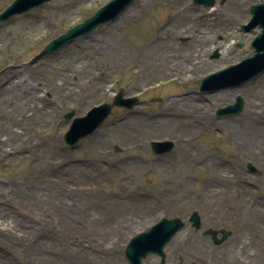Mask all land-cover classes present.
<instances>
[{"label": "rangeland", "instance_id": "rangeland-1", "mask_svg": "<svg viewBox=\"0 0 264 264\" xmlns=\"http://www.w3.org/2000/svg\"><path fill=\"white\" fill-rule=\"evenodd\" d=\"M11 1L0 0V12ZM109 1L49 0L0 22V70L20 65L0 74V131L17 121L19 133L0 144L7 150L0 151V264H129V239L163 216L186 221L165 246L166 264H257L254 235L264 228V185L256 188L246 164L264 162V124L245 122L264 117V71L219 95L201 93L198 85L251 56L260 30L208 21L193 0H133L115 20L23 65ZM156 38L157 46L140 56L148 63L160 56L158 68L116 64L118 43L138 52ZM214 48L221 54L211 58ZM120 88L140 102L113 108L93 133L67 144L70 121L63 114L85 115L111 102ZM238 95L240 113L216 115ZM30 136L41 142L22 157L20 145ZM152 140L173 141V149L158 155ZM55 147L66 179H53L46 166ZM33 154L42 156L35 172ZM192 211L200 215L199 230L187 221ZM230 226L236 246L202 234ZM147 263L159 264V257L149 254Z\"/></svg>", "mask_w": 264, "mask_h": 264}, {"label": "water", "instance_id": "water-1", "mask_svg": "<svg viewBox=\"0 0 264 264\" xmlns=\"http://www.w3.org/2000/svg\"><path fill=\"white\" fill-rule=\"evenodd\" d=\"M47 1L49 0H13L0 12V22L6 21L15 14L24 13L32 8L41 6ZM132 1L133 0L109 1L107 4L98 8L92 15L74 24L64 33L49 41L39 53L28 62L23 63V65H31L39 59L55 53L78 37L88 35L99 26L115 20ZM194 2L208 3L209 0H194ZM211 3L212 1L208 4ZM256 25L260 27L261 31L252 41L255 53L251 57H246L235 65L228 66L203 77L199 84V89L202 92H213L220 88L241 85L264 71V17L261 18V15L255 14L251 22L242 27L244 29H249ZM19 66L20 65L16 67ZM12 67L13 66L6 67L0 71V74ZM139 102L137 96H125L124 90L120 88L114 95L111 103L102 102L95 105L90 108L85 115L75 116L74 110L65 112L63 117L70 121V124L63 135L64 141L70 146L75 145L81 138L93 133L103 123L114 107L131 109ZM242 108L243 99L238 95L233 103L225 107H219L216 114H238L241 112ZM149 144L153 152L158 155L172 150L174 146L173 141L170 140H152ZM247 167L251 172L255 171V167L251 163H248ZM188 220L192 222V225L196 229L201 226L200 216L197 211H193ZM184 224L185 222L180 217L176 216L169 218L163 216L147 230L132 236L124 249L129 264H143L142 259L149 253H156L160 257V264H165L166 253L164 251V246ZM218 232V230L208 228L203 231V234H211L215 243H221L228 236V231L220 230L222 233L220 239L216 236Z\"/></svg>", "mask_w": 264, "mask_h": 264}, {"label": "bare ground", "instance_id": "bare-ground-1", "mask_svg": "<svg viewBox=\"0 0 264 264\" xmlns=\"http://www.w3.org/2000/svg\"><path fill=\"white\" fill-rule=\"evenodd\" d=\"M154 45L157 46V38L154 39V41H151L145 45H143L141 48L138 49V52H132L130 51L124 44H119L118 43V52L115 55V62L118 66H123V67H130V68H134V67H138L141 68V70H147L148 68H152V69H156L158 68V66L161 65V61L162 59H160V56L158 58H152L150 57L151 61L148 63V61L145 62L144 59H141V56L143 52H145L147 49H150V47H153ZM151 52H149L148 54H150ZM147 54V55H148ZM147 55H144L145 57H147ZM255 82V80H254ZM252 83V82H250ZM236 89H231L230 90V97L229 100L232 99V97L234 96V91ZM211 95H219V94H223L225 93L224 90H216L211 92ZM29 109L33 110H37L39 112H41L42 107L40 106H30ZM253 114H257V113H253ZM248 118V117H246ZM249 121H246L245 124L248 127H252V126H256L258 127L259 124H264V117H250ZM256 122V123H255ZM18 122L15 121L12 124L10 123L7 126H3L0 132L4 133V137H2L0 139V144H4L8 141H11L12 139H15L16 137L19 136V133L16 129H14V126H17ZM28 139V143L24 144L22 143L20 145L21 150H19L18 152L22 155V157L26 156V153H34L36 150V147L40 144V140L34 142V138L33 136H30L27 138ZM263 143H264V139H263ZM1 153L6 154L7 150L6 149H0ZM42 156L41 155H34L31 158L30 164L31 167L33 168V171L35 172V169H41V165H40V161H41ZM64 160H63V154L61 153V149H59L58 147L54 148V151H52L50 158H49V163L46 165L50 170V176L53 179H66L68 178L67 176V171L65 170V167L63 166ZM198 165L196 163H193V167H197ZM202 167H205V165L202 163V165H200ZM45 169V168H44ZM211 172L214 175H219L218 172H215V170H211ZM262 219V218H261ZM259 220L260 223L263 224V219Z\"/></svg>", "mask_w": 264, "mask_h": 264}, {"label": "flooded vegetation", "instance_id": "flooded-vegetation-1", "mask_svg": "<svg viewBox=\"0 0 264 264\" xmlns=\"http://www.w3.org/2000/svg\"><path fill=\"white\" fill-rule=\"evenodd\" d=\"M213 4L210 6H206L204 4H198L199 9H205V17L206 19L211 21L218 22H239L241 25L245 23L251 22L254 15H261V18L264 17V0H212ZM241 27V26H240ZM253 28L242 30L250 31ZM258 28V27H257ZM221 38V36H220ZM251 44V43H250ZM237 46H241V44H237ZM252 47V46H251ZM218 52V56L221 54L220 48H214L211 50L210 57L214 51ZM215 58V57H213ZM232 64H235L234 62ZM257 170L254 173L255 179L257 180L256 188L259 189L262 185H264V162H260L259 165H255ZM228 222L230 223L231 220ZM233 223V221H232ZM230 225V224H229ZM264 227V222H263ZM229 230V235L227 239L223 241V243H227L228 245L234 244L235 246L239 244V241H232L229 238L233 235V229L230 227L225 228ZM254 248L255 254L259 260L257 264H264V228H256V232L254 235ZM180 264V261H177ZM225 264H245V262L240 260L231 259L230 261L225 262Z\"/></svg>", "mask_w": 264, "mask_h": 264}]
</instances>
